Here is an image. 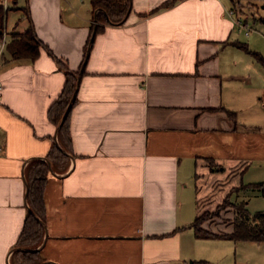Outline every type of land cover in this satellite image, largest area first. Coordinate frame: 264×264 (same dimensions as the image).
<instances>
[{
    "label": "crops",
    "instance_id": "0c3cea01",
    "mask_svg": "<svg viewBox=\"0 0 264 264\" xmlns=\"http://www.w3.org/2000/svg\"><path fill=\"white\" fill-rule=\"evenodd\" d=\"M131 1L124 24L95 35L92 0H5L22 15L0 43V264H13L29 211L26 169L60 143L47 117L66 82L59 61L82 74L70 165L50 173L44 189L41 256L52 264H228L192 224L201 186L216 175L208 159L225 170L264 158V146L251 151L261 139L235 119L247 95L234 88L249 78L236 73L233 0H179L154 14L167 0ZM31 24L40 55L13 58L8 43Z\"/></svg>",
    "mask_w": 264,
    "mask_h": 264
},
{
    "label": "rangeland",
    "instance_id": "374dc122",
    "mask_svg": "<svg viewBox=\"0 0 264 264\" xmlns=\"http://www.w3.org/2000/svg\"><path fill=\"white\" fill-rule=\"evenodd\" d=\"M0 2L7 10L8 4L5 5V0ZM24 3L25 0H19L20 6ZM233 3L237 14L252 28L249 35H246V30L240 26H237L234 32L235 51L238 55L235 57L238 62L236 73L249 78L247 83L237 82L234 88V93L238 94V97L247 95L246 100L235 104V119L239 131L256 133L258 136L255 135L254 138L261 139L253 145V150L251 149L253 153H258L264 146V65L259 60L264 59V0H233ZM21 15V10L9 9L6 15L8 22L5 21L3 32L6 33L7 25L11 31L13 20ZM22 28L24 26L19 25L17 30ZM4 37L5 40L6 35ZM238 45L247 47L251 53ZM207 162L210 168L214 166L212 171L216 175L209 176L206 184L201 186L199 216L203 219V229L215 233L229 232L234 227L237 217L234 203L247 201L252 216L258 211L264 212V158L252 157L234 161L231 164L237 162V166L225 170L215 160L212 163L209 160ZM257 183H262V186H255ZM206 242L213 243L212 245L220 249L218 256L223 263L264 264V243L252 241L235 243L225 238L206 239Z\"/></svg>",
    "mask_w": 264,
    "mask_h": 264
},
{
    "label": "trees",
    "instance_id": "16d2710c",
    "mask_svg": "<svg viewBox=\"0 0 264 264\" xmlns=\"http://www.w3.org/2000/svg\"><path fill=\"white\" fill-rule=\"evenodd\" d=\"M178 1L179 0H167L149 14H154L163 9L170 8ZM131 2V0H92L93 9L97 11L93 33L96 35L108 25L118 26L124 24L131 12ZM6 15L7 10L4 4L0 2V38L3 36ZM238 46L251 53L247 47L242 45ZM41 47L42 43L37 39L34 26L31 24L24 33L13 36V39L7 45V50L13 58H27L34 61L40 55ZM253 54L258 57L256 53ZM86 55L87 54H85V59ZM259 60L264 65V59L259 58ZM59 63L61 64V68L66 71V82L61 94L51 105L47 113L49 121L57 127L60 125L77 89L78 77L80 74V70L76 72L70 71L67 67L63 66L64 64H62L61 61H59ZM76 101L77 98L67 118L58 130L57 135L60 143L53 144L45 159H35L31 161L26 169L27 202L29 211L12 254L13 264H52L41 256V249H39L45 236L46 209L44 189L50 173L65 172L69 168L70 159L72 158L70 115ZM229 114L233 115V113ZM208 160L211 163L214 162L213 159ZM211 169H214V166ZM255 186L260 187L262 183H257ZM247 204V201L240 204H233L237 214L234 221L233 232L215 233L205 230L202 227L203 219L199 216L192 224L196 236L202 239L225 238L233 240L234 242L252 241L264 243V212L258 211L252 216L248 210Z\"/></svg>",
    "mask_w": 264,
    "mask_h": 264
},
{
    "label": "built area",
    "instance_id": "2783aa9c",
    "mask_svg": "<svg viewBox=\"0 0 264 264\" xmlns=\"http://www.w3.org/2000/svg\"><path fill=\"white\" fill-rule=\"evenodd\" d=\"M229 15L231 17H233L234 19V22H235V25L236 26H240V27H243L245 30H246V35H249L252 31V28L249 27L248 23L245 22L244 19H242L238 14L237 12L235 11L234 7H232L230 10H229ZM3 89V84L0 80V93Z\"/></svg>",
    "mask_w": 264,
    "mask_h": 264
},
{
    "label": "water",
    "instance_id": "95a60500",
    "mask_svg": "<svg viewBox=\"0 0 264 264\" xmlns=\"http://www.w3.org/2000/svg\"><path fill=\"white\" fill-rule=\"evenodd\" d=\"M91 42H92V40H91ZM89 51H90V48L88 49V53H89ZM81 74H82V71H81V73L79 74V77H78L77 89H76V91H75V93H74V95L72 97V100H71V102H70V104H69V106H68V108H67V110H66V112H65V114H64V116L62 118V120H61L60 125L58 126V130H59L60 126L63 124V122L65 121V119L67 118V116H68V114H69V112H70V110H71V108L73 106V103L75 102V99L77 97V92H78L79 84H80V81H81Z\"/></svg>",
    "mask_w": 264,
    "mask_h": 264
}]
</instances>
